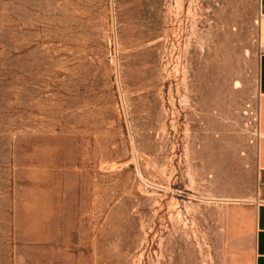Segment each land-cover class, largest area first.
I'll return each mask as SVG.
<instances>
[{"label":"rangeland","instance_id":"1","mask_svg":"<svg viewBox=\"0 0 264 264\" xmlns=\"http://www.w3.org/2000/svg\"><path fill=\"white\" fill-rule=\"evenodd\" d=\"M262 53L259 0H0V264H253Z\"/></svg>","mask_w":264,"mask_h":264},{"label":"crops","instance_id":"2","mask_svg":"<svg viewBox=\"0 0 264 264\" xmlns=\"http://www.w3.org/2000/svg\"><path fill=\"white\" fill-rule=\"evenodd\" d=\"M259 12L264 17V0H259ZM260 131L258 142L257 191L253 202L254 259L253 264H264V53L259 63Z\"/></svg>","mask_w":264,"mask_h":264},{"label":"built area","instance_id":"3","mask_svg":"<svg viewBox=\"0 0 264 264\" xmlns=\"http://www.w3.org/2000/svg\"><path fill=\"white\" fill-rule=\"evenodd\" d=\"M260 17H261V19L263 18V16H261L260 15ZM261 135V131H260V110H259V136Z\"/></svg>","mask_w":264,"mask_h":264},{"label":"bare ground","instance_id":"4","mask_svg":"<svg viewBox=\"0 0 264 264\" xmlns=\"http://www.w3.org/2000/svg\"><path fill=\"white\" fill-rule=\"evenodd\" d=\"M237 84H240V81H237ZM235 200V199H234ZM236 200H239V199H236Z\"/></svg>","mask_w":264,"mask_h":264}]
</instances>
